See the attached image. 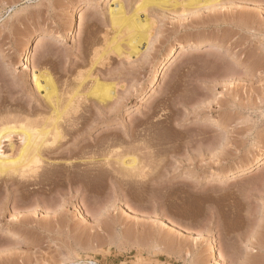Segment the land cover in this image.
Here are the masks:
<instances>
[{
  "label": "rangeland",
  "instance_id": "obj_1",
  "mask_svg": "<svg viewBox=\"0 0 264 264\" xmlns=\"http://www.w3.org/2000/svg\"><path fill=\"white\" fill-rule=\"evenodd\" d=\"M113 1L0 0V48L11 59L0 55V127H52L50 101L18 67L32 32V69L48 74L70 123L64 153L49 156L55 177L41 187L0 182V264H264V0L148 6L138 12L147 40L129 58L110 49ZM120 2L128 18L140 5ZM82 3L72 42L68 22ZM196 43L171 69L157 68L148 92L156 61ZM212 43L224 47L204 50ZM95 79L113 87L110 100L89 93ZM10 137L5 157L20 147ZM123 155L136 170L119 165ZM89 156L96 177L68 181Z\"/></svg>",
  "mask_w": 264,
  "mask_h": 264
},
{
  "label": "bare ground",
  "instance_id": "obj_2",
  "mask_svg": "<svg viewBox=\"0 0 264 264\" xmlns=\"http://www.w3.org/2000/svg\"><path fill=\"white\" fill-rule=\"evenodd\" d=\"M120 1L121 0L113 1L115 6H117V8H114V7L109 8L111 23L112 25H114V27L118 28L117 32H115V34L116 33L118 34L117 36L115 35L112 38V41H111L112 45H110L111 46L110 49L115 51V53L117 52L118 54H122L124 53V51H126L128 58L130 57L131 54L136 55L139 53V46L142 44L143 41L147 40V31L150 29L149 28L150 23H148L147 19L145 18L140 19L138 12L140 10H144L148 6L163 7V6H168V5L175 6L179 4L176 0H140L139 7L136 8L132 16L128 18L127 16H124L123 14L124 11L123 9H121L122 5L119 4L121 3ZM217 2L218 0H185L184 3L182 2L180 4L182 7L199 8V7H205L208 5L215 4ZM87 9H88V5L86 3H82L80 8L76 11V13L69 20L68 28H67V35H68L69 41H72V42L75 41V32L77 30V23L83 19ZM122 30H124V32L127 35V36L125 35L126 42L119 40V37L120 39H122L121 35L118 37L119 33L122 32L123 34ZM36 36H37V33L32 32L25 40L23 44L24 47L21 53L20 63L18 67H21L23 70L27 72L36 90H42L44 93V97L50 101L52 108H53V116H52L53 123H52V127L50 126L51 128L49 129L46 128L43 130H32L31 128L24 126V125H21L19 127H15V126L0 127V148H1L2 140L6 138L10 139L11 138L10 136L13 134L19 136V139H20V147L16 151L15 156L5 157L0 151V182L12 181V183H15L17 179H20V181L29 180V182L32 180L33 183L31 184H33L36 187H41L42 184H44L46 180L53 177L57 173L58 166H56V164L53 162L55 160L51 161V159H49L50 158L49 156L51 155L60 156L62 153H64L65 149L62 147V144L59 142L65 136L64 127L66 126V124L67 126H70L69 125L70 123L69 121L67 123V121L65 122V121L60 120L61 118L60 113L62 111L61 112L58 111L59 105H58V102L56 101L57 100L56 89H55V86L52 80L48 76V74H45L44 72H36L35 70L32 69L31 57H32V52L34 50V43L36 40ZM41 39L47 40L48 38H44L43 36ZM121 41L123 42V44L125 43V50L123 48L124 46ZM199 46L200 44H197V43L190 44V45H181V46L171 49L169 58L166 60L164 64H162L160 60H157L155 63L156 66L154 67V70L151 71V74H149V78L147 82L148 92L151 89L153 90L157 84V68L158 67H160L161 65H162L161 67L166 65L165 69H171L175 65V62L178 57H180L181 55L187 52L196 51ZM204 47H206L204 50L208 51V50H216L224 46L220 44L212 43V44H206ZM262 48H263V45H262ZM0 55H5L8 61H11L9 55H7L5 50H3L2 48H0ZM232 59L235 62L239 61V58L236 55H233ZM15 67H17V64H15ZM93 82L94 83L91 86V89L89 92L91 95H93V97H95L100 102H104L112 98L111 96V92L113 91L112 86H108L106 84H100L98 83L97 79H95ZM72 97L66 100V104L64 105V107L68 106L71 103ZM64 123L66 124L64 125ZM215 125H219L220 127H223V128L226 127L225 124H223L222 122L218 120H216ZM49 134H51L52 136L51 139H49L50 137L48 138V136H50ZM92 157L93 156L91 157L89 156L88 158H86L88 160L87 161L88 169L86 168L87 169V170L85 169L86 171H84L83 173L76 172L77 175L76 174L67 175L66 179L68 181H74L76 179H80L81 176L87 177V179L93 178V176L96 177L93 172L95 169L93 168L95 164L97 163V161L94 160ZM126 157L127 156H124V155L121 156L120 158L118 157L117 161L119 165L125 170H129V171L136 170L138 166L136 165L137 161L135 160V158H132V157L126 158ZM262 163H264V154L261 155L260 158L257 159L256 165L260 166ZM245 170H246V166L240 167L236 171L237 175H235L233 178L240 175V173ZM19 183L17 185H19ZM132 208L130 207V211L132 210ZM134 214L135 216H137L139 213L134 211ZM157 220H159L158 222L161 225H166L167 227H169V225L171 224V223L169 224L168 221L164 220L163 217L162 218L159 217ZM174 226L175 225L171 224V227H174ZM5 234H10L12 239H17L19 237L18 234L11 233L9 230H5ZM216 255H217V251H216L215 245L213 244L210 249V256L212 258H216Z\"/></svg>",
  "mask_w": 264,
  "mask_h": 264
}]
</instances>
